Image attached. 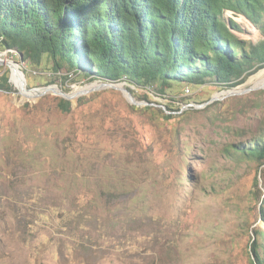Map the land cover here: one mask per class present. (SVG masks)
<instances>
[{
    "label": "rangeland",
    "instance_id": "374dc122",
    "mask_svg": "<svg viewBox=\"0 0 264 264\" xmlns=\"http://www.w3.org/2000/svg\"><path fill=\"white\" fill-rule=\"evenodd\" d=\"M224 18L240 26L234 36L264 43L242 14ZM10 61L26 89L77 93L63 112L61 96L20 93V79L0 90V264H249L248 233L264 229L253 221L259 168L226 149L264 136L263 88L204 108L230 88L208 79L161 94L120 81L143 102L134 105L110 86L78 92L117 82L24 62L0 44V75ZM261 69L238 87L264 83Z\"/></svg>",
    "mask_w": 264,
    "mask_h": 264
},
{
    "label": "trees",
    "instance_id": "16d2710c",
    "mask_svg": "<svg viewBox=\"0 0 264 264\" xmlns=\"http://www.w3.org/2000/svg\"><path fill=\"white\" fill-rule=\"evenodd\" d=\"M225 10L242 14L264 34V0H0V44L15 49L24 62L51 63L55 72L66 68L161 94L174 83L200 86L208 79L232 88L264 67V43L234 36L231 30L240 26L224 18ZM10 63L15 70L8 66L10 72L1 73L0 90H10L9 77L16 89V75L25 83L24 71ZM255 87L264 89V83ZM143 99L157 103L148 95ZM174 105L165 107L179 110ZM70 106L59 98L61 111ZM143 109L171 116L162 107ZM226 151L254 160L259 168L253 221L264 223V185L258 178L264 176V136ZM246 247L249 264H264L263 228L250 229Z\"/></svg>",
    "mask_w": 264,
    "mask_h": 264
},
{
    "label": "water",
    "instance_id": "95a60500",
    "mask_svg": "<svg viewBox=\"0 0 264 264\" xmlns=\"http://www.w3.org/2000/svg\"><path fill=\"white\" fill-rule=\"evenodd\" d=\"M20 58H22L21 54H20ZM15 64H17V62H14ZM125 83V82H124ZM95 85L92 86L91 88H88V89H81L79 91V93L82 95V94H88L90 92H93L95 90H99L101 88H104V87H107V86H110L112 88H115V89H118L120 91H122L123 95L125 96L126 100L131 103V104H134V105H140L142 104L143 102L142 101H138L135 99V97L132 95V93L130 92V90H128V88H126L123 84V82H117V83H105V82H102V83H94ZM28 89H37L36 91L37 92V97L45 94V93H53L55 95H59L67 100H72L74 98V95L73 94H69V93H66L64 91H62L61 89H56L54 85H49V86H44V87H41V88H28ZM254 89H260V88H257V87H253V86H249V87H246V88H239L238 85L235 86V87H232L230 89H227L225 90V93L222 95V96H212L208 101L205 102V105L206 104H209L213 101H218V100H222L228 96H232V95H237V94H241L242 92H245V91H250V90H254ZM148 104V103H146ZM201 105H195V107H200ZM259 178V181H260V177Z\"/></svg>",
    "mask_w": 264,
    "mask_h": 264
},
{
    "label": "bare ground",
    "instance_id": "6f19581e",
    "mask_svg": "<svg viewBox=\"0 0 264 264\" xmlns=\"http://www.w3.org/2000/svg\"><path fill=\"white\" fill-rule=\"evenodd\" d=\"M7 64H8V66H9L10 68H12L13 70H15V69H14V66H13L11 63H7ZM262 69H264V68H262ZM262 69H261V70H262ZM256 74H257V73H256ZM256 74L252 75V77H254ZM15 77H16L17 80H19V78L17 77V75H16ZM17 82H18V88H19V92H20V93H26V94L32 95V94H33L34 92H36V90H37V89H33V90H32V89H28V88L26 89V88L23 87L21 81H17ZM93 86H94V85H93ZM91 87H92V86L90 85V86H88V87H86V88H84V89H88V88H91ZM55 88H56V89H59L57 86H55ZM80 90H81V89H80ZM80 90H79V91H80ZM79 91H78V92H79ZM76 93H77V92H74L73 90H72L71 92H69V94H73L74 96L76 95Z\"/></svg>",
    "mask_w": 264,
    "mask_h": 264
}]
</instances>
